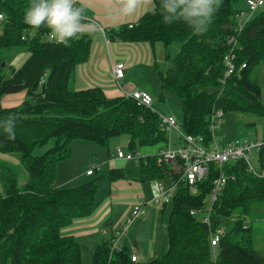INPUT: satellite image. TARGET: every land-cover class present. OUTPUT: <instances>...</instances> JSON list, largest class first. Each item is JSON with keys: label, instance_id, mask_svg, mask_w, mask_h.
Segmentation results:
<instances>
[{"label": "trees", "instance_id": "16d2710c", "mask_svg": "<svg viewBox=\"0 0 264 264\" xmlns=\"http://www.w3.org/2000/svg\"><path fill=\"white\" fill-rule=\"evenodd\" d=\"M30 2L0 0V122L12 115L18 117L15 140L8 139L0 126V151L19 153L28 175L18 187L12 168L0 164L4 188L0 195V264H83L77 239L61 234L60 229L89 212L95 182L72 187H59L55 182L56 166L70 156L72 140L103 146L126 134V148L134 153L137 146L165 143L166 133L150 106L122 95L108 97L97 86L71 88L75 68L88 60L91 37L85 34L68 47L51 42L46 28L34 31L25 25L24 13ZM238 2L220 0L213 23L201 36L193 35L182 22L164 24L161 0H153V9L135 21L103 29L108 41L161 43L166 50L179 43L171 65L156 70V75L160 89L172 90L181 99L182 130L204 140L210 139L208 126L217 110L222 115H264L254 77L255 67L264 61V7L237 31ZM77 6L83 4L77 0ZM231 37L233 44L228 43ZM22 51L28 52L27 58L19 68L12 67L10 56ZM228 53L233 55V69L225 75ZM20 92L24 93L20 104L2 106L5 95ZM46 145L43 153L34 154ZM257 155L264 174V143ZM158 158V154L137 155L135 162L140 180H166L176 188L170 198L162 255L132 261L131 255L112 249L110 241L101 239L90 264H264V257L253 248L252 228L247 222L253 205L262 206L264 212V175L251 173L243 160L226 163L221 169L226 181L216 201L208 202L205 209V198L219 169L210 165L207 176L191 192L179 170L173 171ZM177 164L179 168L180 162ZM122 176V169L108 172L110 181ZM227 220L233 221L232 226L221 230ZM217 230L222 233L212 246L210 238Z\"/></svg>", "mask_w": 264, "mask_h": 264}, {"label": "rangeland", "instance_id": "374dc122", "mask_svg": "<svg viewBox=\"0 0 264 264\" xmlns=\"http://www.w3.org/2000/svg\"><path fill=\"white\" fill-rule=\"evenodd\" d=\"M152 0H150L151 2ZM96 25L97 30L112 26L116 21L108 18V13L103 6V0H79ZM243 4L239 0L237 7ZM147 10V4L140 8L132 17L135 21L140 14ZM99 37L102 34L100 31ZM94 33V32H92ZM90 33L92 41L97 33ZM103 43V42H102ZM111 46V45H110ZM109 46V47H110ZM102 44L101 49H103ZM117 48V49H116ZM179 43H173L168 50L160 44L154 46L148 43H124L119 42L115 46L117 55H124V60L130 59L133 68L126 71L124 79L120 82L123 88L133 86L147 91L152 103L150 107L158 113V116H173L178 124L182 121L181 99L176 92L168 89H160L159 79L156 70L166 69L171 65V60L178 51ZM146 49V50H145ZM102 52L98 51L101 56ZM168 57L165 58V55ZM28 56V52H16L10 56V64L19 68ZM154 63L157 64L155 68ZM136 66V67H135ZM79 69V66L78 68ZM8 73V68L5 69ZM75 73V72H74ZM74 75V74H73ZM254 77L261 90V98L264 103V61L254 69ZM95 81V80H94ZM90 81L93 86L96 83ZM71 88H78L70 82ZM129 88V87H128ZM7 97V96H6ZM9 98L2 100V106H10ZM217 128L214 131L219 143L234 140L248 139L261 142L264 139V115L258 116L251 113H224L218 120ZM169 140L162 144L135 148V155L158 154L160 151L176 150V134L167 133ZM128 135L121 134L111 138L106 145L100 146L80 139L72 140L70 144L71 154L56 166L55 182L59 187H72L86 181L93 180L96 185L94 204L89 212L74 219L69 225L60 229L63 235L72 232L79 245L83 264H90L95 245L101 240L110 241L117 234L115 249L132 255L135 254L139 261H149L160 257L166 247V224L171 209V196L176 188L170 190L171 196L166 203H155L154 198L158 194L157 185L160 183L166 189L169 187L166 180H140L139 167L133 159L117 158V149L123 154L130 153L126 148ZM48 145L34 150V154L43 153ZM133 153V154H134ZM257 152L249 155V164L257 175H264L258 166ZM0 164L12 168L16 174L17 186L22 187L27 180V172L20 161V154L17 152H1ZM173 171H178L175 164H170ZM111 169H122L123 176L110 181L108 172ZM91 170L92 175L86 171ZM193 192V191H192ZM4 188L0 183V195H3ZM208 197L205 198V209L208 208ZM141 207L143 214L131 219L133 208ZM247 222L252 228L253 248L264 257V212L262 206L253 205ZM233 221L227 220L224 229L232 226Z\"/></svg>", "mask_w": 264, "mask_h": 264}, {"label": "built area", "instance_id": "2783aa9c", "mask_svg": "<svg viewBox=\"0 0 264 264\" xmlns=\"http://www.w3.org/2000/svg\"><path fill=\"white\" fill-rule=\"evenodd\" d=\"M262 7H264L263 0H245V8L239 10L235 15L237 31H240L244 24L251 18V16ZM98 31L104 35L103 29ZM228 43L233 44L235 41L231 37L228 40ZM232 57L233 55L231 53H228L224 57L225 75H228L233 69ZM128 66V63L117 61L111 67V78L121 90L122 96L130 97L141 105L150 106L152 103V98L147 91L122 89L120 80L124 77ZM221 116V110H217L211 115V122L208 126L211 136L208 140H204L200 136L186 134L173 116L160 117V123L165 133L174 132L176 134L178 148L176 150H171L168 148L167 150L160 151L158 153V161L175 164L177 167V162L179 161L180 167L177 169L180 173V179L186 182V185L191 192L195 191V185L207 176L210 165H214L219 169V175L216 179H214L211 191L208 196L210 203L216 201L217 196L219 195L220 190L226 181V175L221 170L222 166L231 161L243 160L247 164L248 170L251 173L256 174L249 164V155L253 151L257 152L260 146L264 143L263 141L257 142L250 141L248 139H234L219 143L214 131L218 126V120ZM167 143H169L168 139ZM116 157L133 159L134 161H136L137 158V156L133 153L123 154L120 149H117ZM86 174L91 175L92 171L88 170L86 171ZM174 187L175 185H169V187L166 189L162 184L159 183L157 185L158 194L154 198L153 202L166 203L171 196L170 190ZM191 213H193V211ZM142 214L143 211L141 207H135L132 210L131 219H135ZM221 233V230H217L216 233L210 238V244L212 246L215 245ZM119 235L120 234H117L114 238H112V249L115 248V244L119 238ZM137 259L138 257L135 254L131 255L132 261H137Z\"/></svg>", "mask_w": 264, "mask_h": 264}, {"label": "clouds", "instance_id": "9594fccd", "mask_svg": "<svg viewBox=\"0 0 264 264\" xmlns=\"http://www.w3.org/2000/svg\"><path fill=\"white\" fill-rule=\"evenodd\" d=\"M148 3L150 0H103L108 18L114 22L133 17ZM219 6L220 0H161L160 10L164 24L182 22L192 30L193 35L201 36L209 30ZM24 23L34 31L46 28L48 39L65 47L98 28L84 8L77 6V0H31L24 13ZM17 122L16 115L0 122L10 140L16 138Z\"/></svg>", "mask_w": 264, "mask_h": 264}, {"label": "crops", "instance_id": "0c3cea01", "mask_svg": "<svg viewBox=\"0 0 264 264\" xmlns=\"http://www.w3.org/2000/svg\"><path fill=\"white\" fill-rule=\"evenodd\" d=\"M244 8H245V0H243V4L239 7V10L244 9ZM152 9H153V0L147 4V10L146 11H151ZM86 10H85V13H86ZM87 15H89V14H87ZM91 15H92V13L90 12L89 16H91ZM137 18H135V19H137ZM131 19H132V17L120 18L111 27L116 28L121 23L133 22V21H131ZM111 21H113V20H111ZM107 27L111 28L110 26H107ZM1 30H2V27L0 24V33H1ZM97 31L98 30L94 31V33H97L96 36L94 37V40L92 41V39H91V46H90V53H89L88 60L86 62L78 65L79 69H77L78 66L75 68V73H74L71 81L73 84L75 83L77 85L78 88H76V89H82V88L97 86V87H100L104 91L105 95L108 97L120 96V95H122L121 90L118 88L117 84L113 81V79L111 78V75H110L111 67L117 61H121V62L129 64L128 68L126 69V71H129L133 68L134 65L132 64V61L130 59H127V60L121 59V58H125L124 55H117L116 54L115 46H117V44L119 43L118 41H108L107 38L103 34H101L99 37L100 33ZM94 33H92V34H94ZM102 44H104L103 49H101ZM154 44H157V43H154ZM154 44H152V46H154ZM98 51L102 52L101 56L98 55ZM126 71H125V73H126ZM122 79H124V77ZM91 80L92 81L95 80L94 82L96 84L93 86H89V85H91L90 83H92V82H90ZM120 84H121V82H120ZM121 87H122V89H125V88H123V85ZM128 87H126L125 90H127V89L144 90V89H139V88H136L133 86H128ZM4 98H9L8 99L9 105L14 106V105L20 104V102L24 98V93L20 92V93H15V94H8V95H5L2 98V100ZM1 103H2V101H1ZM69 235H74V234L72 232H70Z\"/></svg>", "mask_w": 264, "mask_h": 264}]
</instances>
